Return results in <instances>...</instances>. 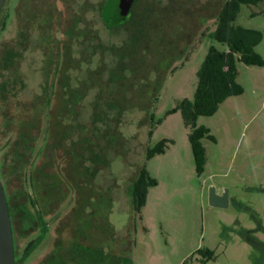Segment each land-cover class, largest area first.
Instances as JSON below:
<instances>
[{"label":"rangeland","instance_id":"374dc122","mask_svg":"<svg viewBox=\"0 0 264 264\" xmlns=\"http://www.w3.org/2000/svg\"><path fill=\"white\" fill-rule=\"evenodd\" d=\"M40 1L53 5L60 16L61 24L52 32L55 39L69 40L72 7L79 8L84 25L96 33L94 48L83 38L81 45H64L80 61L78 71L71 68L69 74L79 78L73 81L83 96L77 122L66 120L74 125H66L74 129L67 141L80 139L81 154L94 169L93 177L85 179L92 178L96 189L105 191L96 200L88 198L79 220L95 221V244L109 248L112 233L106 238L99 233L111 231V225L114 236L125 234L119 252L131 264H264V231L259 229L264 225V67L238 63L243 94L227 99L213 115L199 116L197 125L207 126L216 138L202 139L207 163L201 174L189 140L191 128L181 110L170 112L184 99L193 100L209 49L227 50L212 37L223 0H143L130 22L113 30L100 19L101 0ZM108 3L115 14L116 0ZM24 4L27 0H7L0 21V88L7 80L13 90L4 93L5 100L0 89V120L3 114L14 120L30 116L43 85V48L29 43L25 52L16 45ZM259 9L243 6L235 24L264 35V15L251 17ZM143 14L149 16L141 32ZM107 43L113 46L110 51L98 47ZM12 47L23 52V59L7 69L2 55ZM256 51L264 59V36ZM62 92L54 104L61 102ZM163 138L173 142L145 161L147 148ZM70 157L72 165L80 160L73 152ZM145 162L158 183L150 188L140 219L129 203V191ZM212 185L217 191L228 189V207L209 204ZM199 248L214 250V256L205 257Z\"/></svg>","mask_w":264,"mask_h":264},{"label":"flooded vegetation","instance_id":"af4514ba","mask_svg":"<svg viewBox=\"0 0 264 264\" xmlns=\"http://www.w3.org/2000/svg\"><path fill=\"white\" fill-rule=\"evenodd\" d=\"M108 1L101 0L99 16L106 28L113 30L125 27L133 17L136 5L142 6L143 0H116L115 14L111 13ZM123 1H127L129 5L126 15L121 14L120 6ZM6 5L7 0L0 13V21ZM263 10L264 7L261 6L258 11L253 12L256 14ZM14 11L17 16L19 14L17 7ZM219 11L215 15L216 24ZM253 12L251 17H256ZM41 15L45 16L46 22L35 23L34 17ZM143 15L147 20L149 15ZM60 24V16L53 5L48 6L46 1L27 0V5L24 4L23 11L20 13L21 27L16 31L19 33L16 44L20 46L19 50L26 52L28 44L32 43L43 48L45 55L42 57L43 85L36 103L31 105L32 114L28 117L22 116L18 120L3 114L0 120V176L11 216L15 264H131V258L119 252V239H122L125 234L120 237L114 236V227L110 225L111 231L99 233L103 238L107 237V233H112L109 248L98 246L95 244L98 235V230L94 232L95 221L91 220L89 224L87 221H79L84 209L85 213L87 211L88 198L96 200L99 197L98 193L104 194L105 191H98L92 178L85 179L86 175L93 177L94 169L87 160V156L81 154L80 139L67 141L74 135V132H71L74 129L70 128L74 125H68L69 121L66 120L72 118L73 124L77 122L78 109L81 107L80 100L83 96L79 84L73 81L79 78L73 79L69 74L71 68L78 71L80 61L75 57V53L65 49L64 45L66 42L69 48L70 45L76 46L78 43L81 45V38H83L90 47L94 48L97 38L93 29L84 25L83 19L79 16V8L72 7L71 17L68 20L69 27L66 31L69 39L67 41L55 39L52 33L53 28L58 29ZM138 26L139 31L142 32L146 28V21ZM33 32L37 34L36 39L33 38ZM109 44L98 47L105 46L107 51H110L113 46ZM19 50L12 47L3 52L2 60L8 52L12 59L9 65H5L3 61L4 67L9 69L23 59V52ZM10 85L7 80H4L0 88L5 100L4 93L9 90L13 92ZM60 89L63 91V97L61 102L54 104V97ZM5 105H7L6 102ZM54 110L56 113H53ZM155 124L156 119L152 122V128L149 131L151 135L156 127ZM163 139H166L165 151V147L173 140ZM155 145L149 146L145 151V161L150 159L147 158L148 149ZM72 152L80 157L79 162L74 165L71 164ZM91 153L90 149V155ZM143 168L153 177L145 162L130 185L129 191V203L132 202L134 214L140 215V219L143 218L141 212L147 204L148 194L153 186L148 188L144 205L136 209L132 187ZM217 192L222 193L223 190ZM231 201L230 198L229 205ZM247 229L251 234L259 233L255 228ZM259 229L264 231V225L260 224ZM22 239H24L23 243ZM40 252L42 258L38 260Z\"/></svg>","mask_w":264,"mask_h":264},{"label":"trees","instance_id":"16d2710c","mask_svg":"<svg viewBox=\"0 0 264 264\" xmlns=\"http://www.w3.org/2000/svg\"><path fill=\"white\" fill-rule=\"evenodd\" d=\"M243 5L264 7V0H225L217 16L216 29L212 37L215 41L226 45L227 50H220L215 46L209 49L197 73L198 83L193 100L184 99L176 108L170 110V112L181 110L185 124L191 128L189 140L198 174L205 170L207 163L206 147L202 139L208 137L213 141L216 140L207 126L197 125L199 116L213 115L227 99L243 94L244 88L237 81L238 63L246 66L264 67V59L256 51V47L263 41V33L257 29L235 24ZM262 14H264V10L254 16ZM44 17L42 15L35 16L34 22L45 23ZM143 17L145 18L144 15ZM142 22L141 17L138 24ZM116 58L120 59L119 56ZM3 61L5 65L11 64L12 59L9 52L3 57ZM165 141L166 139H162L154 147L148 149L147 158L164 152ZM156 183L157 180L143 168L132 187L136 209H140L144 205L149 186ZM197 251L209 259L214 256V250L210 248H199Z\"/></svg>","mask_w":264,"mask_h":264},{"label":"water","instance_id":"95a60500","mask_svg":"<svg viewBox=\"0 0 264 264\" xmlns=\"http://www.w3.org/2000/svg\"><path fill=\"white\" fill-rule=\"evenodd\" d=\"M6 0H0V13ZM121 14L126 15L129 10L128 2L123 1L121 6ZM229 193L225 189L222 193H218L215 186H211L209 190V204L214 207L226 208L229 206ZM0 264H15L14 238L12 231V222L8 206L6 193L2 178L0 176Z\"/></svg>","mask_w":264,"mask_h":264},{"label":"crops","instance_id":"0c3cea01","mask_svg":"<svg viewBox=\"0 0 264 264\" xmlns=\"http://www.w3.org/2000/svg\"><path fill=\"white\" fill-rule=\"evenodd\" d=\"M257 13V12H256ZM253 14H255V12H253ZM257 16V15H256ZM259 16V15H258Z\"/></svg>","mask_w":264,"mask_h":264}]
</instances>
